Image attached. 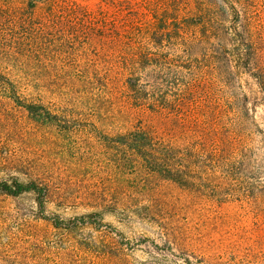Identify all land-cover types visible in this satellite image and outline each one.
Listing matches in <instances>:
<instances>
[{"label":"rangeland","instance_id":"374dc122","mask_svg":"<svg viewBox=\"0 0 264 264\" xmlns=\"http://www.w3.org/2000/svg\"><path fill=\"white\" fill-rule=\"evenodd\" d=\"M231 7L252 30L250 68ZM146 57L172 69L155 80L159 112L127 87ZM12 72L60 125L0 84V182L48 192L44 208L0 194V264H264V0H0ZM139 127L176 149L182 182L114 144Z\"/></svg>","mask_w":264,"mask_h":264},{"label":"trees","instance_id":"16d2710c","mask_svg":"<svg viewBox=\"0 0 264 264\" xmlns=\"http://www.w3.org/2000/svg\"><path fill=\"white\" fill-rule=\"evenodd\" d=\"M231 9V13H233L236 18L234 20L233 27H228L227 29V37L236 38V53L234 54L235 56H233L237 62L245 60L246 67L250 68L252 61L256 58V51L252 45V30L242 24L240 12H238L235 7H231ZM198 27L204 28L203 33L205 38L211 36L213 28L208 30L205 29L206 23H201ZM145 59L148 63L147 66L142 63V70H147V73L132 75L127 79V87L128 90L135 95L137 105L149 106L151 111L159 112L160 102L156 94H158L161 88L158 87L159 82L155 80H157V76L160 73L166 77L170 76L172 69L166 73V65L162 64L167 63L165 60L156 62L155 59L150 57H146ZM149 69L150 71H148ZM252 76L257 78L260 85H264V81L260 76H257V74H252ZM30 77L31 76L29 74L23 72H12L10 74L0 73V84L8 87L7 90L13 93L12 96H10L11 99L19 106L23 107L31 119L35 122L45 125H60L58 122V115L53 114L44 106L25 102L17 96L16 89L19 87L18 84H20L22 80L29 79ZM145 78H147V80H145ZM148 78L153 79L155 82H150ZM67 124L69 126L68 130H70V122L68 121ZM125 134L127 135L118 136L113 139L116 146L125 148L132 158L136 157L138 160H141L154 173L160 174L166 179L178 183L182 182L185 175L182 166H180L177 161V156L175 157L176 149L171 148L169 152L165 153L162 151L161 147L158 146L154 140H152L153 138L150 135L151 133L140 127L134 128ZM0 194L15 198L20 197L23 194H32L35 196L37 204L41 208H44L48 192L46 188H41L34 182L24 184L14 181L0 182ZM57 225L60 224H55L56 227H59Z\"/></svg>","mask_w":264,"mask_h":264}]
</instances>
